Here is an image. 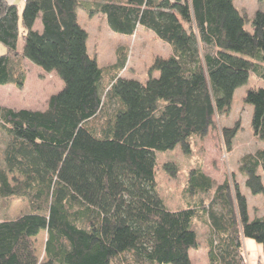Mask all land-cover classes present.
Listing matches in <instances>:
<instances>
[{"label": "trees", "instance_id": "16d2710c", "mask_svg": "<svg viewBox=\"0 0 264 264\" xmlns=\"http://www.w3.org/2000/svg\"><path fill=\"white\" fill-rule=\"evenodd\" d=\"M80 10L104 15L118 34L144 27L172 53L156 57L145 81L123 75L126 57L105 69ZM0 44V86H24L25 60L63 81L44 110L0 105V208L27 201L14 217L0 210V264H193L196 220L210 229L209 264H247V238L264 248V217L250 219L232 178L217 183L193 169L187 207L172 209L156 174L158 152H191L192 136L214 129L236 89L264 71L263 11L250 18L234 0H0ZM243 100L264 143V87ZM242 127L223 126L226 149ZM165 168L177 175L174 162ZM239 170L249 192L264 194V146L242 156Z\"/></svg>", "mask_w": 264, "mask_h": 264}, {"label": "rangeland", "instance_id": "374dc122", "mask_svg": "<svg viewBox=\"0 0 264 264\" xmlns=\"http://www.w3.org/2000/svg\"><path fill=\"white\" fill-rule=\"evenodd\" d=\"M10 1L21 4V0ZM234 5L250 18L258 10L264 12V0H234ZM79 12L80 23L89 33L90 54L95 56L99 66L105 69H110L113 64L126 57L123 75L145 81L149 77L148 70L156 57H166L172 53L168 43L161 41L155 33L144 27L139 26L132 36L118 34L110 28L104 15L98 13V15L90 16L83 10ZM38 21L40 23V20ZM245 27L252 31L250 24H246ZM35 28L38 29V25H35ZM19 47L22 48V42ZM5 52L6 48L0 44V55ZM24 69L26 71L24 86L0 88V102L7 103L13 109H46L49 97L57 93L63 85L62 79L55 71H44L28 60L24 62ZM263 73L264 71L260 74L253 73L244 86L236 89L230 114L216 116L214 129L203 138L192 136L191 152L186 153L182 147L177 146L171 151L157 153L156 174L159 192L167 206L172 209L187 207L188 198L191 195L189 178L193 169H201L217 183H223L225 179L232 178L247 197L250 219L264 217V194L254 195L249 192L244 175L239 170L241 157L259 150L264 144L253 134L251 126L253 108L245 104L243 100L248 89L264 87ZM237 119L241 120L243 127L236 135L233 149L228 150L222 136V128L225 125L233 126ZM171 161L176 164V176L171 175L165 168V164ZM261 173L264 180V172L261 171ZM201 196L204 197L205 203H208L212 195L207 193ZM26 204L25 199L11 201L8 207L7 203L3 202L0 210L3 212L9 209L12 215H17ZM194 227L197 229L200 244L197 250L191 249L190 258L193 264H209L206 248L210 229L199 220L195 221ZM46 239L47 234L43 231L34 239L40 262L46 259L44 245ZM243 247L247 264H264V248L256 240L253 238L243 240Z\"/></svg>", "mask_w": 264, "mask_h": 264}, {"label": "crops", "instance_id": "0c3cea01", "mask_svg": "<svg viewBox=\"0 0 264 264\" xmlns=\"http://www.w3.org/2000/svg\"><path fill=\"white\" fill-rule=\"evenodd\" d=\"M35 25H38V29H42V24H41V22L39 23L38 20L35 22ZM12 86L14 87V84H13V85H2V86H0V88L3 89V88H7V87H12ZM62 86H63V85H62ZM62 86H61V88H62ZM61 88H60V89H61ZM0 105H2V106L4 105V106L9 107L8 104H7V103H4V102H3V103L0 102ZM10 108H11V107H10ZM263 146H264V144H263ZM207 175H209V174H207ZM209 176H210V175H209ZM210 177H211V176H210ZM11 215H12V214H11ZM12 216L14 217V216H16V215H12Z\"/></svg>", "mask_w": 264, "mask_h": 264}]
</instances>
